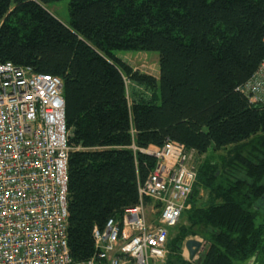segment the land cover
<instances>
[{"label":"trees","instance_id":"obj_1","mask_svg":"<svg viewBox=\"0 0 264 264\" xmlns=\"http://www.w3.org/2000/svg\"><path fill=\"white\" fill-rule=\"evenodd\" d=\"M49 1L0 0V63L62 80L72 260L138 203L155 163L142 150L174 140L212 154L165 264H264V103L238 89L264 59V0H70L68 24ZM122 50L158 52L157 79ZM189 236L204 243L196 261L182 255Z\"/></svg>","mask_w":264,"mask_h":264},{"label":"built area","instance_id":"obj_2","mask_svg":"<svg viewBox=\"0 0 264 264\" xmlns=\"http://www.w3.org/2000/svg\"><path fill=\"white\" fill-rule=\"evenodd\" d=\"M61 86L56 76L0 63V264H164L169 231L190 207L197 153L174 140L149 146L155 163L138 203L94 228V256L72 260ZM238 89L264 103V59Z\"/></svg>","mask_w":264,"mask_h":264},{"label":"rangeland","instance_id":"obj_3","mask_svg":"<svg viewBox=\"0 0 264 264\" xmlns=\"http://www.w3.org/2000/svg\"><path fill=\"white\" fill-rule=\"evenodd\" d=\"M70 0H51L47 3V5L45 6L51 13H53L56 18L62 22L63 24H68V10H67V4ZM114 53H116V55L120 58L125 60L128 64L131 65V67L133 69L138 70L141 73L144 74H149L155 77V79H157L158 77V52H154V51H126V50H122V51H114ZM126 87L128 88V91L132 90H138V91H143V92H147V90H145L143 87L141 86H137L136 84L134 85L132 82H130L128 79H126ZM221 153V152H220ZM212 153L210 152V150H208V153L206 154V156H210ZM218 154L217 153L214 157V160L216 161L218 158ZM206 156L204 155H198L196 154L194 157V163L197 164V168L199 167V165L203 164L202 162H204L206 160ZM206 157V158H205ZM201 196L204 197L205 199V194L202 192ZM187 211L183 212L181 218L179 219V223L177 225H175L174 228H172L169 231V237L168 238H172L175 236L177 229L180 225H186L187 221H186V216H187ZM151 217V214H150ZM187 238H193L196 240H201V242L203 243L202 239L200 236H189ZM187 240V239H186ZM204 245V243H203ZM204 247V246H203ZM202 249V248H201ZM202 250H200L201 253ZM182 255L184 256V259L188 261V255H187V251L184 249V245H183V253ZM199 253H198V257L196 259H194V261L199 259Z\"/></svg>","mask_w":264,"mask_h":264},{"label":"water","instance_id":"obj_4","mask_svg":"<svg viewBox=\"0 0 264 264\" xmlns=\"http://www.w3.org/2000/svg\"><path fill=\"white\" fill-rule=\"evenodd\" d=\"M184 244V248L187 251V255H188V260H194L198 257V253L200 251V249L202 248V243L199 240L193 239V238H187V240H185L183 242ZM246 264H251V261H249Z\"/></svg>","mask_w":264,"mask_h":264},{"label":"bare ground","instance_id":"obj_5","mask_svg":"<svg viewBox=\"0 0 264 264\" xmlns=\"http://www.w3.org/2000/svg\"><path fill=\"white\" fill-rule=\"evenodd\" d=\"M49 75V74H48ZM61 82H62V80H61ZM61 89H62V86H61ZM149 148H147V149H144V150H142V152L143 153H145V154H148L149 155V153H147L146 151L148 150ZM147 200V199H146ZM148 201V200H147ZM169 237V236H168ZM168 239V238H167ZM201 241V240H200ZM203 245V244H202ZM165 261H166V259H165ZM164 264H165V262H164Z\"/></svg>","mask_w":264,"mask_h":264},{"label":"crops","instance_id":"obj_6","mask_svg":"<svg viewBox=\"0 0 264 264\" xmlns=\"http://www.w3.org/2000/svg\"><path fill=\"white\" fill-rule=\"evenodd\" d=\"M185 249V248H184ZM183 253V252H182Z\"/></svg>","mask_w":264,"mask_h":264}]
</instances>
